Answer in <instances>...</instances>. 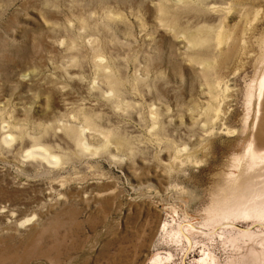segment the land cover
I'll use <instances>...</instances> for the list:
<instances>
[{
  "label": "rangeland",
  "instance_id": "obj_1",
  "mask_svg": "<svg viewBox=\"0 0 264 264\" xmlns=\"http://www.w3.org/2000/svg\"><path fill=\"white\" fill-rule=\"evenodd\" d=\"M263 74L264 0H0V264H264Z\"/></svg>",
  "mask_w": 264,
  "mask_h": 264
},
{
  "label": "bare ground",
  "instance_id": "obj_2",
  "mask_svg": "<svg viewBox=\"0 0 264 264\" xmlns=\"http://www.w3.org/2000/svg\"><path fill=\"white\" fill-rule=\"evenodd\" d=\"M199 30H200V33L199 34L197 33L193 37V40L196 41V43L197 42L200 43L201 41L204 42L206 40L208 41V38L210 37L209 36L210 34H208V33H204L203 34L202 32L205 31L204 28L202 30L201 29H199ZM262 91H264V74H263V77H262L261 83H260V93H259L260 95H262ZM30 153L31 154L32 153H36V151L33 149V150H31ZM168 228H169V224L166 222L163 225L162 230H164V232H165V231H167ZM170 229H172V227ZM192 229H193L192 223L189 222V221H187V222H183L179 226L178 230H172L170 232V235H168V237H169L170 240L171 239H174L176 241L177 251H179L178 253H180V255H181L180 258H181V260L183 261L184 264H187L186 263L187 262L186 255L189 252L196 250V248H197L196 246L199 244L197 242V240H194L192 238V236L190 235V233H189V231H191ZM164 234H166V233H164ZM202 251H204L203 254H205V255H204V257L201 260L200 259L198 260V264L205 263L206 262V256L208 257V255H209L208 253L205 252V248ZM177 255H175V251L169 252L167 255H164V256H162L161 254L157 253L152 258L151 264H173L171 262H175L176 261V256ZM164 258L166 259V261L164 260ZM208 262H209V260H208Z\"/></svg>",
  "mask_w": 264,
  "mask_h": 264
}]
</instances>
